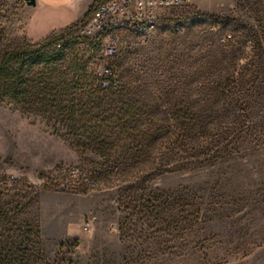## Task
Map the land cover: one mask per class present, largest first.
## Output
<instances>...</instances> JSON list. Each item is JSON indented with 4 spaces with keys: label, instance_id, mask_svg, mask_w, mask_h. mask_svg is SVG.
<instances>
[{
    "label": "rangeland",
    "instance_id": "1",
    "mask_svg": "<svg viewBox=\"0 0 264 264\" xmlns=\"http://www.w3.org/2000/svg\"><path fill=\"white\" fill-rule=\"evenodd\" d=\"M36 11L0 0V264H264V0Z\"/></svg>",
    "mask_w": 264,
    "mask_h": 264
},
{
    "label": "built area",
    "instance_id": "2",
    "mask_svg": "<svg viewBox=\"0 0 264 264\" xmlns=\"http://www.w3.org/2000/svg\"><path fill=\"white\" fill-rule=\"evenodd\" d=\"M192 0H93L87 12V24L96 32L143 26L156 27V10L167 6L190 4ZM86 27H83L85 29Z\"/></svg>",
    "mask_w": 264,
    "mask_h": 264
},
{
    "label": "crops",
    "instance_id": "3",
    "mask_svg": "<svg viewBox=\"0 0 264 264\" xmlns=\"http://www.w3.org/2000/svg\"><path fill=\"white\" fill-rule=\"evenodd\" d=\"M93 0H36L37 16L30 37L42 38L82 19Z\"/></svg>",
    "mask_w": 264,
    "mask_h": 264
},
{
    "label": "trees",
    "instance_id": "4",
    "mask_svg": "<svg viewBox=\"0 0 264 264\" xmlns=\"http://www.w3.org/2000/svg\"><path fill=\"white\" fill-rule=\"evenodd\" d=\"M86 15H85V17H86ZM49 40H50V38H49ZM2 72L3 71L0 70V74H2ZM10 74H11V72H6V75L5 76H2L1 78H2V80L4 79L2 82H3L4 86L6 87L7 91L10 92V93H12L13 92V89H14V88H12L13 81H14V77H12V74L10 76Z\"/></svg>",
    "mask_w": 264,
    "mask_h": 264
},
{
    "label": "water",
    "instance_id": "5",
    "mask_svg": "<svg viewBox=\"0 0 264 264\" xmlns=\"http://www.w3.org/2000/svg\"><path fill=\"white\" fill-rule=\"evenodd\" d=\"M26 3H27L28 5H35L36 0H26Z\"/></svg>",
    "mask_w": 264,
    "mask_h": 264
},
{
    "label": "bare ground",
    "instance_id": "6",
    "mask_svg": "<svg viewBox=\"0 0 264 264\" xmlns=\"http://www.w3.org/2000/svg\"><path fill=\"white\" fill-rule=\"evenodd\" d=\"M157 22V21H156ZM137 28H139V29H143V26H136Z\"/></svg>",
    "mask_w": 264,
    "mask_h": 264
}]
</instances>
